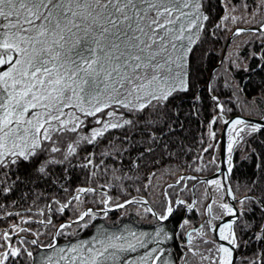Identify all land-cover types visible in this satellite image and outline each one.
Masks as SVG:
<instances>
[{"label":"snow or ice","instance_id":"obj_1","mask_svg":"<svg viewBox=\"0 0 264 264\" xmlns=\"http://www.w3.org/2000/svg\"><path fill=\"white\" fill-rule=\"evenodd\" d=\"M0 264H264V0H0Z\"/></svg>","mask_w":264,"mask_h":264},{"label":"trees","instance_id":"obj_2","mask_svg":"<svg viewBox=\"0 0 264 264\" xmlns=\"http://www.w3.org/2000/svg\"><path fill=\"white\" fill-rule=\"evenodd\" d=\"M227 35V34H225ZM240 39H244V37L240 38ZM228 42L224 36H221L220 38V42L218 44L215 45V51L212 54V65H217V63L219 64V60H220V54H221V50L224 47L225 43ZM231 51V46L227 49L225 56ZM211 67V65H210ZM241 182L244 179L243 175L238 174L237 177Z\"/></svg>","mask_w":264,"mask_h":264},{"label":"rangeland","instance_id":"obj_3","mask_svg":"<svg viewBox=\"0 0 264 264\" xmlns=\"http://www.w3.org/2000/svg\"><path fill=\"white\" fill-rule=\"evenodd\" d=\"M227 44H228V42L225 43V45H227ZM225 45H224V47H223L222 50H221L220 57H221V56H225V53H226L227 49L230 47V46H229V47L226 48ZM219 63H220V60H219ZM218 65H219V64L217 63L216 66H218Z\"/></svg>","mask_w":264,"mask_h":264}]
</instances>
